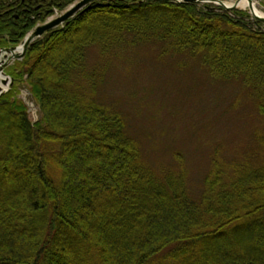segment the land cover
<instances>
[{
  "label": "trees",
  "instance_id": "obj_1",
  "mask_svg": "<svg viewBox=\"0 0 264 264\" xmlns=\"http://www.w3.org/2000/svg\"><path fill=\"white\" fill-rule=\"evenodd\" d=\"M75 0H0V48ZM264 9V0H260ZM156 43L250 92L264 122V21L173 0H97L34 40L0 96V264H264V162L214 156L194 196L96 99L88 54ZM29 88L32 120L19 97ZM264 147V132L258 135ZM258 159V157L256 156Z\"/></svg>",
  "mask_w": 264,
  "mask_h": 264
},
{
  "label": "rangeland",
  "instance_id": "obj_2",
  "mask_svg": "<svg viewBox=\"0 0 264 264\" xmlns=\"http://www.w3.org/2000/svg\"><path fill=\"white\" fill-rule=\"evenodd\" d=\"M253 1L264 12L260 0ZM108 62L95 76L97 101L124 116L152 168L161 172L183 166L194 196L201 193L214 156L237 161L252 155L264 162L258 141L263 118L239 81L214 76L200 57L163 53L156 43L129 47L109 61L101 59L97 48L90 49L89 69L101 70ZM19 97L37 120L39 107L26 85Z\"/></svg>",
  "mask_w": 264,
  "mask_h": 264
},
{
  "label": "water",
  "instance_id": "obj_3",
  "mask_svg": "<svg viewBox=\"0 0 264 264\" xmlns=\"http://www.w3.org/2000/svg\"><path fill=\"white\" fill-rule=\"evenodd\" d=\"M97 1V0H81L80 2L71 5L65 12H63L61 15L56 16L55 18L49 19L43 24H39L36 26L34 30L28 33V35L24 38L22 43L18 46H11V47H1L0 48V72L5 76L3 79V82H7V80L10 78L6 73L4 72V67L7 66L12 60L14 59H22L30 44L36 40L37 38L41 37L46 31L50 29H54L60 25H63L64 23L68 22L70 18L75 16L79 11L83 10L86 6H88L91 2ZM173 1H181V0H173ZM186 2H200L203 0H183ZM239 0H237L234 5L229 6L226 4L224 0H218V2L227 10H236L239 7L237 6ZM250 3L253 2V0H249ZM253 16L256 18L264 21V16L258 15L256 13H253L250 11ZM21 47V48H20ZM12 83V78H10V84ZM5 90H0V95L4 93Z\"/></svg>",
  "mask_w": 264,
  "mask_h": 264
},
{
  "label": "bare ground",
  "instance_id": "obj_4",
  "mask_svg": "<svg viewBox=\"0 0 264 264\" xmlns=\"http://www.w3.org/2000/svg\"><path fill=\"white\" fill-rule=\"evenodd\" d=\"M227 4L229 6L234 5L233 2H227ZM237 6H239L240 8H244L245 10L249 9V11H252L253 13L264 16V12L258 8L256 2L254 1L250 3L249 0H239ZM4 77L5 76L0 72V90L8 89V85L3 82Z\"/></svg>",
  "mask_w": 264,
  "mask_h": 264
}]
</instances>
